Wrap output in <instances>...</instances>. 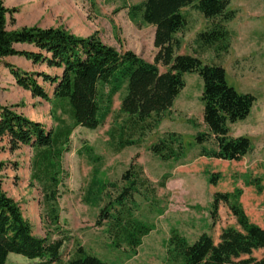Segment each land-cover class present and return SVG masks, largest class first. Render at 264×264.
Wrapping results in <instances>:
<instances>
[{
  "label": "rangeland",
  "instance_id": "rangeland-1",
  "mask_svg": "<svg viewBox=\"0 0 264 264\" xmlns=\"http://www.w3.org/2000/svg\"><path fill=\"white\" fill-rule=\"evenodd\" d=\"M16 1L21 6L13 7L10 3L6 8L16 11L12 16L14 24H9L10 17L6 16L7 32L37 27L62 29L80 38L95 35L117 51H132L153 62L157 52L153 46L154 28L133 21L128 15L129 7L142 0ZM4 3L3 0V6ZM228 11L235 12V18L225 24L229 32L226 53L197 41V36L207 31L212 21L191 7L182 10L186 27L175 36L180 43L176 53L222 67L230 87L255 98L250 116L230 126L231 137H246L252 145L250 154L240 162L198 157L200 147L194 137L205 128L200 101L202 81L195 74L183 76L185 88L173 108L143 137L123 131L126 120L120 112L123 93L114 96L109 114L96 130L73 128L69 152L61 162L63 181L56 205L57 224H52L39 185L31 181L33 151L22 146L10 152L6 140L0 143V163L4 165L0 172L1 189L18 204L34 236L49 235L52 240L69 238L61 250L62 263L75 257L81 247L105 264H165L168 241L174 233L190 244L204 233L217 243L222 230L239 228L222 203L213 216L215 193L240 190L239 203L249 222L264 229V0H231ZM158 68L160 72L166 70ZM34 69L30 73L61 74L60 70L46 66ZM37 81L50 97L49 103L41 99L31 103L34 98L30 93L18 87L4 89L7 102L12 104L2 106H15L14 111L18 109L16 112L25 118L41 123L45 130L73 127L66 104L52 100V88L41 79ZM171 133L180 137L183 155L175 161H162L151 153L150 147ZM125 141L134 145L121 147ZM127 171L137 182L133 203L128 207L136 220L150 228L135 250L124 243L114 248L108 224L103 221L97 226L101 211L129 186L122 180ZM211 174L219 175L215 186L209 184ZM94 182L104 184L100 194ZM253 255L260 259L264 250ZM8 264L41 263L12 255Z\"/></svg>",
  "mask_w": 264,
  "mask_h": 264
},
{
  "label": "trees",
  "instance_id": "trees-1",
  "mask_svg": "<svg viewBox=\"0 0 264 264\" xmlns=\"http://www.w3.org/2000/svg\"><path fill=\"white\" fill-rule=\"evenodd\" d=\"M230 1L142 0L129 7L131 20L154 28L153 46L157 52L153 62H147L132 51L120 52L105 45L95 35L80 38L62 29L37 27L7 32L6 16L10 17L9 24H14L12 16L16 11L6 9L0 0V65L3 59L18 56L33 64L60 70L59 76H50L7 66L16 85L29 92L32 98L49 103L50 97L37 80L48 84L52 88L51 99L66 104L73 122V127L45 130L41 123L32 122L14 111L15 106L0 105V143L6 140L10 152L22 146L33 151L31 181L40 187L43 203L50 209L52 224L58 222L56 205L63 181L61 162L63 155L69 152L70 134L74 127L93 131L101 126L117 94L123 93L120 100V112L126 117L123 131L139 133L143 137L152 132L173 108L185 88L183 76L195 74L202 81L200 101L205 128L194 137L196 146L200 147L198 157L240 162L250 154V140L243 136L231 137L229 133L230 126L250 116L255 98L230 87L222 67L203 64L197 57L176 53L180 43L175 36L186 27L182 10L188 7L212 21L210 28L197 36V41L226 53L229 32L225 24L235 18V12L228 11ZM16 44L32 45L37 52L16 51L13 47ZM158 66L165 68V72H160ZM132 145V141L121 143V147ZM204 145L210 148L206 149ZM150 151L162 161H175L183 155V145L180 137L171 133L152 145ZM3 167L0 163V172ZM134 178L130 171L122 176L129 186L106 205L97 221V226L103 221L108 224L116 249L124 243L135 250L150 232L148 226L133 217L128 207L136 194ZM218 179V174H211L209 184L215 186ZM94 185L100 194L104 184L94 182ZM240 196V190L229 194L215 193L211 205L214 217L218 205H225L238 230H222L217 243L204 233L190 244L174 233L168 241L165 264H264V257L257 259L253 255L264 250V229L249 222L239 203ZM68 240L66 236L57 240H52L49 235L44 238L34 236L18 204L3 192L0 184V264H8L12 255L41 264H105L81 247L77 248L75 257L62 263L61 250Z\"/></svg>",
  "mask_w": 264,
  "mask_h": 264
},
{
  "label": "crops",
  "instance_id": "crops-1",
  "mask_svg": "<svg viewBox=\"0 0 264 264\" xmlns=\"http://www.w3.org/2000/svg\"><path fill=\"white\" fill-rule=\"evenodd\" d=\"M4 7L8 8L7 5L13 3V7L21 6L20 1L13 0L12 2H7L4 0ZM8 3V4H7ZM11 6V5H10ZM45 28V27H42ZM49 28V27H46ZM16 51L19 52H37V50L32 45L26 44H16L13 46ZM2 64L0 65V104L1 105H11L12 103L7 102L6 100V92L4 89L11 88V89H18L16 82L14 81L12 75L10 74L9 68L7 66L17 68L19 71L22 72H34V68L40 66H46L45 64H33L31 61H28L24 57L18 56H11L7 57L2 60ZM47 67V66H46ZM40 73V72H38ZM59 76V75H56ZM31 103L35 102V100H40L38 98L30 99ZM18 112V109H15Z\"/></svg>",
  "mask_w": 264,
  "mask_h": 264
}]
</instances>
